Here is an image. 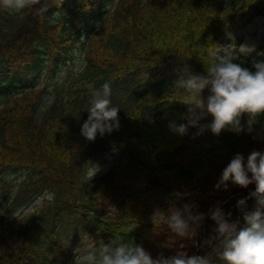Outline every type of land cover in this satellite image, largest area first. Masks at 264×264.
Wrapping results in <instances>:
<instances>
[{
	"label": "trees",
	"instance_id": "16d2710c",
	"mask_svg": "<svg viewBox=\"0 0 264 264\" xmlns=\"http://www.w3.org/2000/svg\"><path fill=\"white\" fill-rule=\"evenodd\" d=\"M257 16L264 0H31L21 11L0 3V264H76V256L121 238L153 259L182 247L191 255L194 236L151 220L173 203L205 219L225 201L221 210L242 221L237 202L255 184L215 185L234 155L246 164L252 151L264 153V115L250 132L195 138L198 129L180 136L168 122L185 123L193 101L176 81L204 74L228 26ZM255 48L233 62L254 71L264 38ZM78 53L79 74L35 86L44 65L55 72ZM105 82L119 128L89 141L81 127L90 90ZM103 163L105 172L90 174ZM205 226L197 231L202 247L215 236L211 216Z\"/></svg>",
	"mask_w": 264,
	"mask_h": 264
},
{
	"label": "clouds",
	"instance_id": "9594fccd",
	"mask_svg": "<svg viewBox=\"0 0 264 264\" xmlns=\"http://www.w3.org/2000/svg\"><path fill=\"white\" fill-rule=\"evenodd\" d=\"M31 0H0L2 6L11 11H21L30 5ZM234 44V43H233ZM220 46L228 51H218L205 67V73L189 72L179 78L176 86L188 93L193 101L186 103L187 111L180 119L185 123L169 120L168 128L173 134L185 136L190 128L198 129L193 133L195 138L210 130L219 136L222 131L239 134L246 129L252 131L253 125L264 115V59L253 57L252 69L234 63L239 55L251 56L256 51L255 45H240L238 48ZM264 56V52L257 53ZM208 90L207 97L202 94ZM89 115L81 127V135L94 141L97 134L103 136L119 128L118 113L120 108L113 106L112 89L108 82L99 88L90 90ZM209 124H201L208 116ZM246 117L245 122L242 120ZM251 174V176H249ZM247 188L255 184V191L248 198L255 200L253 210H246V200L237 202L241 209L242 220H231L217 205L210 210L211 219L215 222V241L212 252L206 256H189L177 252L171 257L163 255L153 259L142 245L135 240L125 242L122 238L101 243L91 248L83 256H76V264H214L213 258L220 264H264V153L252 151L245 164L242 154H236L223 170L221 178L215 185L217 189H228V184ZM204 219V214H193L192 206L183 208L170 204L167 211L155 209L151 220L154 225H164L179 237H193ZM211 242V241H210Z\"/></svg>",
	"mask_w": 264,
	"mask_h": 264
},
{
	"label": "rangeland",
	"instance_id": "374dc122",
	"mask_svg": "<svg viewBox=\"0 0 264 264\" xmlns=\"http://www.w3.org/2000/svg\"><path fill=\"white\" fill-rule=\"evenodd\" d=\"M264 38V16H257L256 18H254L252 21L247 22V23H243L242 25H238L235 26L233 24H230L228 26V28L226 29V31L224 32V34H222L220 36V38L218 39V48L221 51H228L229 49H221L220 46H227L229 44H233L230 47L234 48L235 45L238 48L240 45L242 44H246L248 46H252L255 45V47L259 44L262 43ZM241 55H239L240 57ZM238 57V58H239ZM75 65H73L71 62L66 63V64H62L59 67L58 72L53 76L52 80L53 81H60L61 79H63L64 74L66 73V71L70 70V74L71 76H74L75 74H79L81 71L78 70L79 68V64L80 61H78V59L74 60ZM39 81H43L42 79H40ZM109 163H103L101 165H99L98 167L91 169L90 174H95V176H97V174H102L103 172H105L108 168H109ZM225 202V201H224ZM224 203L221 204L219 207H223ZM255 207V200L251 199L248 209L246 208V210L251 211L253 210ZM241 221V220H240ZM241 223H243V220L241 221ZM205 224L204 226L202 225L201 228V233H203V229L205 228ZM200 239L198 236H194V240H192V244H196L198 245V242ZM214 242L212 243V245H210L209 247H214ZM181 245H183V243H181ZM201 246V245H200ZM198 245V249L196 251L195 255H198L199 251H201V247ZM184 247L178 249L177 251H175V253L171 256H174L177 254V252H185L188 254V250L183 249ZM212 248L205 254H203V256L208 255L209 253L212 252ZM183 249V250H182ZM193 248L191 249V251L189 253L192 254ZM170 256V257H171ZM191 256V255H189ZM214 260V264H220L219 261L215 260V258H213Z\"/></svg>",
	"mask_w": 264,
	"mask_h": 264
},
{
	"label": "water",
	"instance_id": "95a60500",
	"mask_svg": "<svg viewBox=\"0 0 264 264\" xmlns=\"http://www.w3.org/2000/svg\"><path fill=\"white\" fill-rule=\"evenodd\" d=\"M253 191H255V189H250V190L245 191L244 194H250V193L253 192ZM209 218H210V216H208L206 219H204V221H202L201 225H203L204 222H205L206 220H208ZM206 247H207V246H206ZM206 247H205V248L203 249V251L199 254V256H201V255L203 254V252L205 251ZM194 251H195V250H194ZM193 255H194V252H193L192 256H193Z\"/></svg>",
	"mask_w": 264,
	"mask_h": 264
}]
</instances>
